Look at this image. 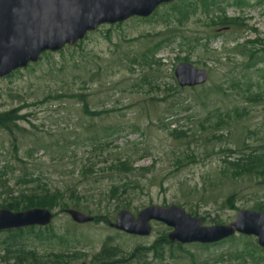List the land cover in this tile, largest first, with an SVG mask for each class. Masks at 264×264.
Listing matches in <instances>:
<instances>
[{
    "label": "rangeland",
    "instance_id": "374dc122",
    "mask_svg": "<svg viewBox=\"0 0 264 264\" xmlns=\"http://www.w3.org/2000/svg\"><path fill=\"white\" fill-rule=\"evenodd\" d=\"M180 63L205 70L206 84L180 89ZM6 112L25 120L12 134L0 129V202L32 191L20 183L32 178L61 192L66 210L77 204L103 221L78 225L50 210L48 230L0 232V264H31L22 251H57L36 238L46 232L77 240L67 264H99L104 244L117 257L101 264H241L225 256L236 243L179 249L163 224L151 223L148 237L108 224L121 210L136 217L177 206L203 226H226L264 206V178H234L228 165L264 153V0H176L147 19L100 26L0 79ZM124 160L131 173L114 168Z\"/></svg>",
    "mask_w": 264,
    "mask_h": 264
},
{
    "label": "water",
    "instance_id": "95a60500",
    "mask_svg": "<svg viewBox=\"0 0 264 264\" xmlns=\"http://www.w3.org/2000/svg\"><path fill=\"white\" fill-rule=\"evenodd\" d=\"M176 0H0V79L36 64L43 53H57L74 47L100 26H114L130 19H147L161 5ZM180 89L206 84L208 73L188 63L174 69ZM65 213L75 224L94 221L74 209ZM53 214L45 209L10 212L0 209V232L25 228H45ZM160 223L171 231L167 240L179 245H213L233 236L254 238L264 249V214L239 211L226 226L206 227L177 206H150L136 217L126 210L118 212L109 227L123 234L148 237L151 223Z\"/></svg>",
    "mask_w": 264,
    "mask_h": 264
},
{
    "label": "trees",
    "instance_id": "16d2710c",
    "mask_svg": "<svg viewBox=\"0 0 264 264\" xmlns=\"http://www.w3.org/2000/svg\"><path fill=\"white\" fill-rule=\"evenodd\" d=\"M50 54L51 53H43L41 56H48ZM84 107L86 108L87 106L85 105ZM24 120V116H19L18 114H14L13 112L0 113V129L12 134V129L16 127V123ZM228 165L232 169L234 178L242 177L245 175L255 177L258 176L262 179L264 178V153H257V151H252L247 154L241 153V157H239L232 164L228 163ZM114 168L117 171L122 170L125 173H131V171L133 170L132 164H130L128 160H124L122 162L119 161L114 166ZM24 179L25 178L21 179L20 183L24 185H34V189L28 192L19 191L18 193H16V195L12 194L10 199L0 202V209H6L10 212H22L31 209H45L48 211L58 209L60 212H65V210L68 209L69 204L64 201L63 194H61V192H59L58 190H55L53 192L50 191L46 185H41V181H35L32 178H29V180L27 181ZM117 189L119 188L112 187L110 190V196L115 195ZM68 197L78 199L77 196L73 194V192H71ZM77 207V204H72L71 208L77 209ZM253 211L264 214V206L256 205L255 208H253ZM94 221L98 222L103 220L102 217H95ZM35 228L36 227L27 229L33 231L35 230ZM43 229L48 230V227H45ZM8 232H12V230ZM36 238L38 239V241H48L52 244L53 248H57V251L51 250L50 253L46 256H40L36 251H22L21 256H24L22 254L29 256L27 260H29L31 264H45L41 262V260L43 261V259L45 260L43 262H46L47 264H67L70 258H74L77 254H79V252L76 251V247L78 246L77 240H75L73 237H69L68 234L57 235L53 232H46L39 233L38 235H36ZM250 238L251 237L233 236L218 244L196 246L209 249L211 247L223 245L225 243H236V245H232L231 247V249L233 248V251L231 253H226L225 256H228V258L234 257L241 264H264V249L258 248ZM160 241L165 242V238ZM158 243L155 244L154 250L156 249V246H159ZM176 245L179 249H182V245ZM116 253L117 250L114 247H111L108 244H104L100 253L101 258L99 264L109 263L112 259L117 257ZM219 257L220 261H222V256Z\"/></svg>",
    "mask_w": 264,
    "mask_h": 264
}]
</instances>
